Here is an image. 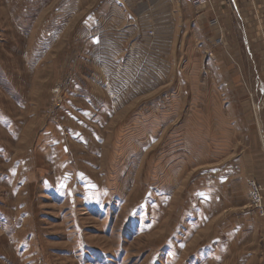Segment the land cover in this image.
<instances>
[{"label": "rangeland", "instance_id": "rangeland-1", "mask_svg": "<svg viewBox=\"0 0 264 264\" xmlns=\"http://www.w3.org/2000/svg\"><path fill=\"white\" fill-rule=\"evenodd\" d=\"M124 1L0 0V264H264V0Z\"/></svg>", "mask_w": 264, "mask_h": 264}, {"label": "crops", "instance_id": "crops-1", "mask_svg": "<svg viewBox=\"0 0 264 264\" xmlns=\"http://www.w3.org/2000/svg\"><path fill=\"white\" fill-rule=\"evenodd\" d=\"M160 1V0H159ZM184 1H186V0H184ZM189 2H192L193 0H188ZM195 1V0H194ZM209 3V8H212V7H214L215 8V13H220L221 12V10H222V7L221 6H219L220 4L218 3L219 1H213L212 0V2H213V4L212 3H210V1L211 0H207ZM149 3H152V2H150V0H128L127 2H125L124 1V3L123 4H125L126 5V8H125V10L126 11H128V13H130V16H129V14H128V16H129V19L130 18H133V19H136V20H139V19H141V17L143 16V15H141V12L144 10V9H146V8H149ZM215 3V4H214ZM234 7H232L231 6V9L235 12H237L238 14H239V16H240V19H239V21L238 22H242V25L244 24V18L243 17H245V21H248L246 18V13L248 12V6L246 5V4H243V3H241V0H237V2H236V0H234ZM157 6H158V4H157ZM192 7H194V5H192ZM199 8V7H198ZM157 10H158V13L160 14V12H161V9H163L162 11H168V9L166 10L165 9V7H163L162 5H160V6H158L157 8H156ZM173 9H175V5H171L170 6V10H169V12L168 13H170ZM225 12H228L227 10H224ZM214 13V14H215ZM126 14V13H125ZM125 14L123 15L122 14V16H121V13L119 14V17H121V18H123V24H125V26L126 25H130V22L127 20V18L125 17ZM244 15V16H243ZM171 16V14H169L168 15V17H170ZM159 17V16H158ZM201 19H196L194 22H197V23H199L198 25H205L204 23H206L208 20L206 19V17H200ZM156 18H151L150 20H151V22H153L154 20H155ZM238 20V19H237ZM134 21V20H133ZM221 21H223V17H222V19H221ZM105 22V25H106V30H104L106 33H103V27L102 26H98V29H97V33L95 34L96 36H97V38H95L97 41H99V40H103V41H106V42H115L116 40H121V38L120 37H118V36H116L115 34V32L117 31H115L114 29H113V26H114V23H112L111 22V19H107L106 21H104ZM134 22H132V24H133ZM201 23V24H200ZM223 23L225 24V22L223 21ZM131 24V25H132ZM135 24V23H134ZM173 24V23H172ZM251 24V23H250ZM157 25H159V24H157ZM176 25V24H175ZM110 26H112V27H110ZM201 27V26H200ZM130 37H131V35H130ZM130 39V38H129ZM116 51V50H115ZM115 53H112V55H114ZM257 135H259L260 137H261V139L262 140H264V124L263 123H258L257 124ZM257 145V149H258V151H261L262 149L260 148L261 146H260V144H259V142L256 144ZM259 145V146H258ZM263 149H264V147H263ZM264 151V150H263ZM261 158H263L264 159V156L263 157H261ZM263 159H262V161H263ZM258 170H259V167H258ZM262 170L260 169L259 170V172H256V174L255 175H257V177H262ZM264 172V171H263ZM261 179V178H260ZM261 222H260V224H261V226H262V229H263V231H264V219L262 220H260ZM250 230L251 231V233L252 234H255V233H257V231H256V227L254 226V225H250L249 227H247L246 228V230ZM242 232H243V225H241L240 227H236V229H235V235H241L242 234ZM236 244H238V241H237V243H235V246H237ZM263 255V257H264V250H262V252H261V256ZM248 256H252V254L250 255H248Z\"/></svg>", "mask_w": 264, "mask_h": 264}, {"label": "built area", "instance_id": "built-area-1", "mask_svg": "<svg viewBox=\"0 0 264 264\" xmlns=\"http://www.w3.org/2000/svg\"><path fill=\"white\" fill-rule=\"evenodd\" d=\"M229 4L232 0H226ZM261 108L260 106L254 107L253 114L257 121L260 123L264 122V115L260 116ZM261 117V118H260ZM259 118V119H258ZM261 119V120H260ZM250 191V202L252 206L257 211V214L260 218L264 219V197H263V188L256 181L252 180L248 184Z\"/></svg>", "mask_w": 264, "mask_h": 264}]
</instances>
